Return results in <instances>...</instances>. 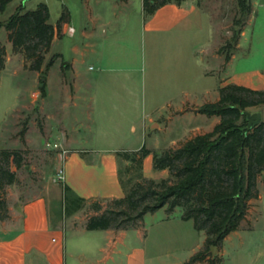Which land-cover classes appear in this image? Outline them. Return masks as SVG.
Listing matches in <instances>:
<instances>
[{"label":"crops","instance_id":"obj_1","mask_svg":"<svg viewBox=\"0 0 264 264\" xmlns=\"http://www.w3.org/2000/svg\"><path fill=\"white\" fill-rule=\"evenodd\" d=\"M251 3L252 13L229 61L220 52V20L217 22L212 10L202 0H185L181 4L171 2L152 14L146 13L144 0H78L64 8L60 29L57 26L60 18L55 22L49 19L55 26L51 49L64 38L69 39V45L65 53H58L68 67L62 71L57 85L52 86V92L47 80L46 94L73 109L77 122L73 130L60 129L61 144L67 152V169L62 182L86 199L123 197L125 189L120 180V165L122 161L126 165L130 162L115 154L117 149L101 150L91 159L84 158L81 154L88 150L77 146L80 131L145 130L146 136L150 134L147 130L167 129L175 117L195 113L199 105L217 102L220 86L216 97L207 96L201 103H192L197 97L195 86H198L200 65L203 66L205 61L212 63V67L206 69V75H216L215 72L221 70V78L222 75L228 76L238 52L243 48L244 52L251 51L261 43V40L252 43L255 33L249 30L253 29L261 14L264 19V0H251ZM70 27L74 31H70ZM90 57L97 66L95 69L89 66L87 70L84 65ZM89 70L94 72L89 73ZM259 79L262 85L258 88H264V75ZM227 80L222 79L221 85L229 84ZM244 86L254 85L247 83ZM208 93L205 92L204 96ZM47 116L48 120L54 118L49 113ZM219 122L220 118L210 130ZM185 141L169 148L179 147ZM80 143L86 141L81 139ZM141 148L128 147L125 151ZM143 174L158 180L166 178L169 173L168 170L154 169L151 153L144 158ZM14 197L9 196L10 217L0 220V264H65V234L58 225L62 219L59 208L54 206L55 200L44 194L23 202L19 194ZM159 210L167 212V207ZM173 212L165 213L163 219L170 220ZM145 217L136 228L103 230L105 239L99 247V256L92 263H157L154 258L149 261L147 238H143ZM137 240L140 243L136 244ZM194 254L192 252L189 257ZM220 254L221 251L217 255ZM81 257L85 260L84 255ZM173 258L169 254L158 258V264L188 262V258Z\"/></svg>","mask_w":264,"mask_h":264},{"label":"rangeland","instance_id":"obj_2","mask_svg":"<svg viewBox=\"0 0 264 264\" xmlns=\"http://www.w3.org/2000/svg\"><path fill=\"white\" fill-rule=\"evenodd\" d=\"M77 2L78 0H12L6 10L0 14V48L5 49V63L0 69V149L20 150L23 156L21 168L12 166L17 172L18 181L6 187L8 208L10 207V195L13 199L19 194L23 202L44 194L50 200H55L54 206H57L59 200H63V182L59 175H65L67 162L59 137L60 129L64 127L67 130H73L77 122L74 120L73 109L66 107L63 101L58 103L52 95L47 97V94L43 95L41 92L42 83H47V80L50 92H52V86L57 85L62 71L68 67V63L63 61L58 53H65L69 39L64 38L62 42L56 43L53 49L50 48L45 53L41 70L37 71L31 68V61L23 51H14L8 32L2 24L18 8L23 6L24 11L33 10L40 3L47 4L50 11V22H55L64 12L66 5H73ZM202 2L212 10L217 22L220 20V49L226 53L235 50L238 31L245 25H242L243 14L237 0H202ZM217 16H220V19ZM262 19L261 14L253 29L249 30L255 33L252 43L260 42V40L261 43L253 47L251 51L244 52L245 48H243L238 52V57L231 66L228 76L222 75L221 78L219 76L221 70L218 73L215 72L216 75H206V69L209 70L212 63L205 61L203 66L200 65L198 86H195L198 90L195 94L197 97H194L192 103H201L207 96L216 97L217 87L221 85L224 78L230 83L243 85L249 83L254 85L250 88L264 89L258 88L262 85L259 82V76L264 75V19ZM64 58H67V54ZM89 66H93L94 69L97 66L93 57L88 58L84 65L87 70ZM93 72L94 70H89V73ZM208 91L209 93L204 96V93ZM205 104L197 106L198 110H194L195 113L175 117L167 129L147 130L150 134L146 136L144 135L145 130L82 129L79 133L80 140L86 143L81 144L78 140L77 146L88 150L85 154H81L84 158L87 156L88 159L98 154V151L105 149H117L115 154H118L128 147L141 148L146 145L156 151H163L176 143L206 133L211 129L219 118L202 114L199 109ZM247 110L261 111L264 114V104L248 107ZM48 113L54 118L48 120ZM55 144L59 147H55ZM120 172L125 181L129 178L135 180L137 175L135 170L129 173L123 161L120 165ZM161 179L159 178L158 181ZM257 182L258 197L249 202V211L240 229L230 233L224 240L221 254L217 255L218 251L213 250L215 262L264 264V171L258 175ZM93 202H85L71 216L65 215L62 202V220L58 225L65 234V264H93V260L99 256V247L105 239L103 230L90 231L83 225L90 216L102 213L112 207L113 203L109 199H100L99 202L103 209L98 212L93 209ZM165 213L167 212L159 210L145 217L143 238H147L149 261L152 258L157 260V263L154 261L148 264H158L159 259L168 254L174 257L173 260L179 257L180 259L188 258L189 261L191 258L189 255L192 252H199L204 246L205 231L197 230L193 220H184L182 218L183 209L176 208L170 220L167 221L163 219L166 217ZM134 234L132 232L131 236L134 237ZM137 243L140 241L137 240ZM81 255L85 256V260L84 257L80 259Z\"/></svg>","mask_w":264,"mask_h":264},{"label":"trees","instance_id":"obj_3","mask_svg":"<svg viewBox=\"0 0 264 264\" xmlns=\"http://www.w3.org/2000/svg\"><path fill=\"white\" fill-rule=\"evenodd\" d=\"M12 0H0L2 14ZM185 0H144L146 13L152 14L159 7ZM243 14L242 25L252 13L251 0H237ZM50 11L45 3L36 9L24 11L23 6L2 26L8 32L9 40L16 52L23 51L31 68L40 71L55 37V26L49 22ZM62 16L57 26L60 29ZM243 27L238 31L237 46ZM235 46V50H236ZM235 50L225 54L229 61ZM5 49L0 48V69L5 63ZM51 65V64H50ZM41 92L46 95V83ZM220 99L207 103L199 111L208 116H218L220 122L213 130L187 139L179 147L163 151H151L143 146L138 151H122L118 155L130 162L127 171L137 172L135 180H120L125 189L121 198L109 199L113 206L100 214L90 216L87 230L130 229L138 227L148 213H155L167 206L172 213L181 207L184 220H193L199 231H205L206 240L199 252L186 264L215 262L213 249L221 251L226 237L240 229L249 211V202L258 197V175L264 171V120L248 128L245 114L248 107L264 104V89H253L244 85L229 83L220 85ZM153 154L156 170H168L169 177L161 180L148 178L143 174V161ZM23 156L20 150L0 149V220L10 217L6 199V187L18 181ZM63 200L57 203L61 213L71 216L82 204L93 202L95 211H102L98 200L86 199L74 193L63 183ZM63 202V210H62ZM211 253V254H210Z\"/></svg>","mask_w":264,"mask_h":264},{"label":"water","instance_id":"obj_4","mask_svg":"<svg viewBox=\"0 0 264 264\" xmlns=\"http://www.w3.org/2000/svg\"><path fill=\"white\" fill-rule=\"evenodd\" d=\"M245 114L249 120V129H252L254 126L258 125L263 119V113L261 111L251 112L247 110L245 111ZM213 250L216 251V249Z\"/></svg>","mask_w":264,"mask_h":264},{"label":"built area","instance_id":"obj_5","mask_svg":"<svg viewBox=\"0 0 264 264\" xmlns=\"http://www.w3.org/2000/svg\"><path fill=\"white\" fill-rule=\"evenodd\" d=\"M70 31H74V28H73V27H70ZM55 147H59L58 144H55ZM63 153L66 154V153H67L66 150H64ZM59 178L62 179V178H63V175L60 174V175H59ZM54 240H55V239H54Z\"/></svg>","mask_w":264,"mask_h":264}]
</instances>
